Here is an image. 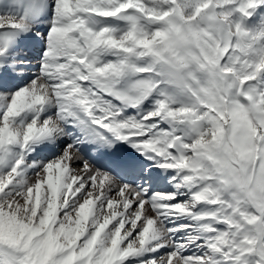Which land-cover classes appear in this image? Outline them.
Wrapping results in <instances>:
<instances>
[{
	"label": "snow or ice",
	"instance_id": "snow-or-ice-1",
	"mask_svg": "<svg viewBox=\"0 0 264 264\" xmlns=\"http://www.w3.org/2000/svg\"><path fill=\"white\" fill-rule=\"evenodd\" d=\"M0 264H264V0H0Z\"/></svg>",
	"mask_w": 264,
	"mask_h": 264
}]
</instances>
